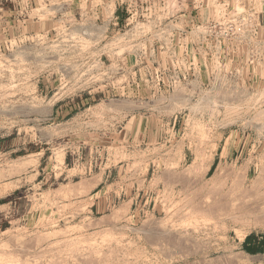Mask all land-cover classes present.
Instances as JSON below:
<instances>
[{
  "label": "rangeland",
  "instance_id": "rangeland-1",
  "mask_svg": "<svg viewBox=\"0 0 264 264\" xmlns=\"http://www.w3.org/2000/svg\"><path fill=\"white\" fill-rule=\"evenodd\" d=\"M0 264H264V0H0Z\"/></svg>",
  "mask_w": 264,
  "mask_h": 264
},
{
  "label": "crops",
  "instance_id": "crops-1",
  "mask_svg": "<svg viewBox=\"0 0 264 264\" xmlns=\"http://www.w3.org/2000/svg\"><path fill=\"white\" fill-rule=\"evenodd\" d=\"M48 26H49L48 23L47 24L46 23L45 24L39 23L38 26H35V24H34L33 28L36 30L35 27H37L38 30L43 31V29L46 30V28H48ZM121 134H122V131H120V135ZM108 178H109V172H108L107 169H105L102 173L101 172L100 173H96L95 176H93V178H91V177L88 178L87 179V183L91 185V188L93 190H95V189L99 188L100 186H102L104 183H107V181L109 182ZM96 197L97 196H95L93 198V202H94L93 206H92L93 208H96V205L99 204V203H97L98 199H100L99 201L101 203L103 201L102 198H104V197L100 196V197H98L96 199ZM105 199L107 200V198H105ZM257 244H261L260 239L258 240V242H257L256 238H254L253 240L252 239H248V241L246 242V246L247 247H255Z\"/></svg>",
  "mask_w": 264,
  "mask_h": 264
}]
</instances>
